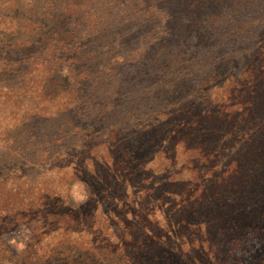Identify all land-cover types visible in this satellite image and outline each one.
Instances as JSON below:
<instances>
[{
  "label": "trees",
  "instance_id": "obj_1",
  "mask_svg": "<svg viewBox=\"0 0 264 264\" xmlns=\"http://www.w3.org/2000/svg\"><path fill=\"white\" fill-rule=\"evenodd\" d=\"M10 96L0 264H264V0H0Z\"/></svg>",
  "mask_w": 264,
  "mask_h": 264
},
{
  "label": "rangeland",
  "instance_id": "obj_2",
  "mask_svg": "<svg viewBox=\"0 0 264 264\" xmlns=\"http://www.w3.org/2000/svg\"><path fill=\"white\" fill-rule=\"evenodd\" d=\"M14 99L15 97L10 96V98H1L0 99V108L2 110H0V120H5L4 125H1L0 128H2L3 126H5V124H7L8 122L12 123L16 120V114L14 113L15 111H17V107L14 106ZM234 146H236L234 144ZM227 149V148H226ZM226 149L224 151V153H226ZM178 155V160L180 161L183 158L180 155V152H177ZM156 162L153 165V169L160 173L159 170V164L160 162L162 163V159H157L155 160ZM165 163V161H163ZM180 167L181 164H177V166H175L174 168L171 169V172H173V177H179L180 179H186L190 176V171L185 169L182 173H180ZM175 171H178V173H174ZM69 171L67 170H61V173H58L56 175H53L52 173H41L39 175H37V172H34V180H38V182L42 185L46 184H58L59 186H62L63 189L62 192L63 193H67L71 202L74 204H78L81 203L85 200L86 195H87V191H86V187L85 185L80 182V181H76V180H72L69 184H65L64 182L68 179L71 178L70 174L67 173ZM36 174V175H35ZM160 176V174H159ZM177 183V182H176ZM179 185V184H177ZM226 193L228 194V192L226 191ZM174 201V200H173ZM167 203L169 202V200L166 201ZM163 203V207L167 206V203ZM164 210L163 208L161 209ZM155 215L160 216V212L156 211ZM30 233H31V228L28 225H21L18 226L14 229H12L11 232L7 233L6 235H4V242L7 245L8 249L10 250V252L14 253V254H18L21 253L24 249L25 246L27 244V240L30 237ZM251 241L254 242H258V239L255 237H251L249 238ZM241 243H238L237 245H235L234 247H238V246H242V247H246L248 245V239H242ZM237 251H239V248H236ZM167 251V250H166ZM231 264H237V262H232Z\"/></svg>",
  "mask_w": 264,
  "mask_h": 264
}]
</instances>
